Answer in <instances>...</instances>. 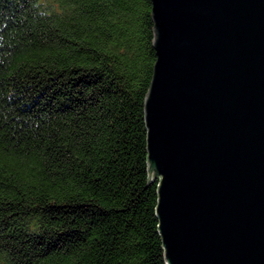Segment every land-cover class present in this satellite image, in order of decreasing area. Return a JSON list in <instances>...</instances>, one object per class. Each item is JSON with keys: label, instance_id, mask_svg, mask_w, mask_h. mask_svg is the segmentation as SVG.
Masks as SVG:
<instances>
[{"label": "trees", "instance_id": "trees-1", "mask_svg": "<svg viewBox=\"0 0 264 264\" xmlns=\"http://www.w3.org/2000/svg\"><path fill=\"white\" fill-rule=\"evenodd\" d=\"M152 0H0V264H166L148 172Z\"/></svg>", "mask_w": 264, "mask_h": 264}, {"label": "water", "instance_id": "water-1", "mask_svg": "<svg viewBox=\"0 0 264 264\" xmlns=\"http://www.w3.org/2000/svg\"><path fill=\"white\" fill-rule=\"evenodd\" d=\"M148 172L166 264H264V0H152Z\"/></svg>", "mask_w": 264, "mask_h": 264}]
</instances>
